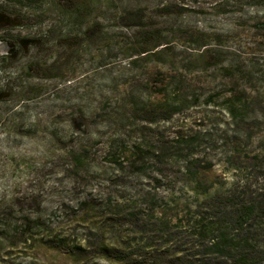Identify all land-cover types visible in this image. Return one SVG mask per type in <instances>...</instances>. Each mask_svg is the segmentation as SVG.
Wrapping results in <instances>:
<instances>
[{
	"label": "rangeland",
	"instance_id": "rangeland-1",
	"mask_svg": "<svg viewBox=\"0 0 264 264\" xmlns=\"http://www.w3.org/2000/svg\"><path fill=\"white\" fill-rule=\"evenodd\" d=\"M0 264H264V0H0Z\"/></svg>",
	"mask_w": 264,
	"mask_h": 264
}]
</instances>
